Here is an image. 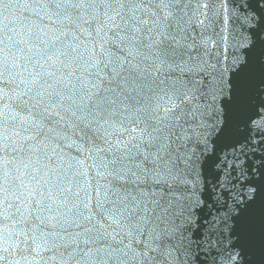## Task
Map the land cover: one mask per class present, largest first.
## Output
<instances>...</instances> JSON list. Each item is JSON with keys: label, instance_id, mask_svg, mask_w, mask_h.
<instances>
[{"label": "snow or ice", "instance_id": "1", "mask_svg": "<svg viewBox=\"0 0 264 264\" xmlns=\"http://www.w3.org/2000/svg\"><path fill=\"white\" fill-rule=\"evenodd\" d=\"M0 264H264V0H0Z\"/></svg>", "mask_w": 264, "mask_h": 264}]
</instances>
